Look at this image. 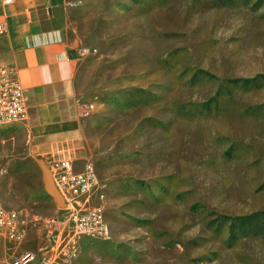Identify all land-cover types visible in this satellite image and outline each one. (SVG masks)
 <instances>
[{"label": "rangeland", "instance_id": "1", "mask_svg": "<svg viewBox=\"0 0 264 264\" xmlns=\"http://www.w3.org/2000/svg\"><path fill=\"white\" fill-rule=\"evenodd\" d=\"M55 7L80 113L0 128L1 200L30 224L2 264L67 237L47 190L60 159L94 166L89 204L109 227L81 237L71 264H264V0Z\"/></svg>", "mask_w": 264, "mask_h": 264}, {"label": "crops", "instance_id": "2", "mask_svg": "<svg viewBox=\"0 0 264 264\" xmlns=\"http://www.w3.org/2000/svg\"><path fill=\"white\" fill-rule=\"evenodd\" d=\"M55 0H0V66L13 67L29 97V120L47 127L74 122L80 113L75 75L78 57L62 34ZM4 247V248H2ZM1 244L0 264L6 254ZM7 264V263H6Z\"/></svg>", "mask_w": 264, "mask_h": 264}, {"label": "built area", "instance_id": "3", "mask_svg": "<svg viewBox=\"0 0 264 264\" xmlns=\"http://www.w3.org/2000/svg\"><path fill=\"white\" fill-rule=\"evenodd\" d=\"M10 3L13 0H3ZM7 30V23L0 22V35ZM29 97L13 67L0 66V128L23 123L29 119ZM52 182L65 203L63 215L68 234L60 241L56 234L54 245L43 253L26 251L7 264H71L77 241L83 236L108 238L109 227L101 205L92 207L89 200L97 188L95 168L88 163L78 170L69 159L53 161L47 166ZM58 221V220H57ZM29 221L23 213L5 207L0 195V239L18 247L28 236ZM6 246V245H5Z\"/></svg>", "mask_w": 264, "mask_h": 264}, {"label": "water", "instance_id": "4", "mask_svg": "<svg viewBox=\"0 0 264 264\" xmlns=\"http://www.w3.org/2000/svg\"><path fill=\"white\" fill-rule=\"evenodd\" d=\"M69 54H70L71 58H75L76 57V52L73 49L70 50ZM47 172L49 174V183L47 185V190L54 197V199L56 200L57 204L59 206H61V207H64L65 203L63 201V198L60 195V193L58 192V190L55 188V186H54V184L52 182V179H51L50 172H49L48 168H47Z\"/></svg>", "mask_w": 264, "mask_h": 264}]
</instances>
